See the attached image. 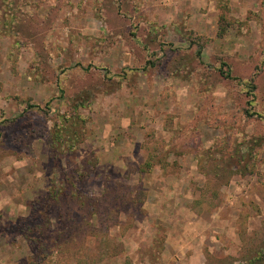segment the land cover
Masks as SVG:
<instances>
[{
  "label": "rangeland",
  "instance_id": "rangeland-1",
  "mask_svg": "<svg viewBox=\"0 0 264 264\" xmlns=\"http://www.w3.org/2000/svg\"><path fill=\"white\" fill-rule=\"evenodd\" d=\"M0 264H264V0H0Z\"/></svg>",
  "mask_w": 264,
  "mask_h": 264
}]
</instances>
